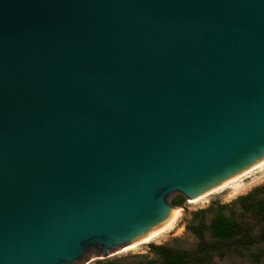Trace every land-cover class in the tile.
<instances>
[{"label": "water", "instance_id": "1", "mask_svg": "<svg viewBox=\"0 0 264 264\" xmlns=\"http://www.w3.org/2000/svg\"><path fill=\"white\" fill-rule=\"evenodd\" d=\"M264 166V0H0V264H90Z\"/></svg>", "mask_w": 264, "mask_h": 264}, {"label": "trees", "instance_id": "2", "mask_svg": "<svg viewBox=\"0 0 264 264\" xmlns=\"http://www.w3.org/2000/svg\"><path fill=\"white\" fill-rule=\"evenodd\" d=\"M185 199L181 194L172 204L181 205ZM237 203L242 209L240 214H225L229 205L221 203L191 213L186 228L198 238L195 251L151 243L150 250L157 258L134 262L98 261L97 264H208L210 252L220 258L233 254L249 256L255 263L264 264V184L238 196ZM211 211L216 214L207 223L205 216Z\"/></svg>", "mask_w": 264, "mask_h": 264}, {"label": "rangeland", "instance_id": "3", "mask_svg": "<svg viewBox=\"0 0 264 264\" xmlns=\"http://www.w3.org/2000/svg\"><path fill=\"white\" fill-rule=\"evenodd\" d=\"M241 186L235 187L233 185L226 187L222 190L214 192L204 198L203 200L189 205L183 202L181 205H175L180 208V216L174 226L163 233L161 237L141 244L137 249L127 252L123 255L115 257L111 260L104 261L100 259H94L90 264H97L98 261L102 263L106 262H134L145 261L150 258H157V255L150 250V244H169L172 247L183 248L191 251H195L198 247V238L191 233L186 224L191 220V213L201 208H207L211 205L216 206L217 203L228 204L229 208L225 209V214L232 215V213L240 214L242 209L237 203V198L240 195L247 194L249 191L257 186L264 184V167L258 169L246 179L241 181ZM216 214V211H211L206 214L205 220L208 223L211 218ZM161 263V262H160ZM208 264H257L249 256L229 255L225 258H220L215 252L208 254Z\"/></svg>", "mask_w": 264, "mask_h": 264}, {"label": "bare ground", "instance_id": "4", "mask_svg": "<svg viewBox=\"0 0 264 264\" xmlns=\"http://www.w3.org/2000/svg\"><path fill=\"white\" fill-rule=\"evenodd\" d=\"M262 167H264V166H262ZM261 167V168H262ZM243 179H236V180H234V181H232L231 183H229V184H227L226 186H224V187H222L221 189H219V190H222V189H224V188H226V187H229V186H231V185H233V186H235V187H239V186H241L242 184H241V181H242ZM219 190H217V191H219ZM216 191V192H217ZM206 198V197H205ZM203 200V199H202ZM201 201V200H200ZM174 208V210H175V212H176V217L170 222V224L165 228V230L161 233V234H157V235H152V236H147V238L144 240V242L143 243H146V242H150V241H153V240H155V239H157V238H159V237H161V235L163 234V233H165L166 231H168V230H170L173 226H174V224L177 222V220H178V218H179V216H180V208H178V207H173ZM142 243V244H143Z\"/></svg>", "mask_w": 264, "mask_h": 264}]
</instances>
